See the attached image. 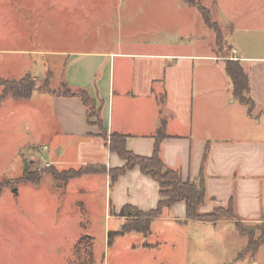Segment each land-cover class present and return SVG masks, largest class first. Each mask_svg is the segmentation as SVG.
Returning a JSON list of instances; mask_svg holds the SVG:
<instances>
[{
	"label": "crops",
	"instance_id": "1",
	"mask_svg": "<svg viewBox=\"0 0 264 264\" xmlns=\"http://www.w3.org/2000/svg\"><path fill=\"white\" fill-rule=\"evenodd\" d=\"M198 1L209 9L225 36L219 47L215 33L217 55L183 52L180 49L184 45L177 47L180 34L165 32L164 41L150 43L141 51L135 43L130 44L135 49L126 50L117 43L108 50L56 51L49 55L48 64L39 58L12 66L13 75H0V79L16 81L27 75L42 81L49 75L55 86L66 83L87 90L97 102L107 139L97 118L88 121L81 98L37 91L30 100L7 98L4 102L39 100L48 107L47 135L55 147L54 156L49 154L46 162L60 172L85 166H105L110 172L125 166L126 162L110 151L112 134L124 136L127 150L143 158L153 156L162 136L159 154L166 167L178 171L183 182H198L204 176L206 199L201 213L227 208L233 201L239 221L264 224V0ZM202 23L205 27L203 17ZM24 53L31 57L48 55L41 51ZM60 57L64 64H56ZM227 61L239 62L248 75L252 110L235 97ZM59 70L61 82L53 78ZM15 73L19 75L15 77ZM45 146L50 152L51 146ZM66 166L70 168H59ZM109 172L101 174L106 207L110 196V210L119 220H134L119 217L126 207L148 213L163 200L159 184L139 167L121 176L114 186ZM88 176L92 175L83 177ZM163 220L178 225L190 221L215 229L231 225L236 229L232 220H188L185 202L165 207L151 223Z\"/></svg>",
	"mask_w": 264,
	"mask_h": 264
},
{
	"label": "rangeland",
	"instance_id": "2",
	"mask_svg": "<svg viewBox=\"0 0 264 264\" xmlns=\"http://www.w3.org/2000/svg\"><path fill=\"white\" fill-rule=\"evenodd\" d=\"M165 32L180 34L177 47L184 45L183 52L218 54L215 32L183 0H0V75H13L12 66L39 58L48 64L56 51L108 50L117 43L124 50L135 43L141 51L164 41ZM25 51L48 55L24 56ZM62 58L56 64H64ZM55 75L61 82V70ZM49 113L39 100L9 99L0 107V264H86L83 239L94 264H264V246L248 251V237L231 225L119 220L110 196L106 207L101 174L66 187L45 176L39 184L18 182L25 160L28 171L41 172L47 156H54ZM45 143L50 152L43 150ZM246 226L260 236L259 224Z\"/></svg>",
	"mask_w": 264,
	"mask_h": 264
},
{
	"label": "trees",
	"instance_id": "3",
	"mask_svg": "<svg viewBox=\"0 0 264 264\" xmlns=\"http://www.w3.org/2000/svg\"><path fill=\"white\" fill-rule=\"evenodd\" d=\"M188 5L196 7L201 13L203 20L207 27L212 29L217 35L218 44L222 45V34L219 26L213 22L211 12L198 0H184ZM226 71L231 78L234 87L235 97L249 106L252 110L254 102L250 97L249 77L242 69L237 61H227ZM0 105L7 99L13 98L15 100H30L33 94L37 91L59 97H77L81 98L87 108V118L90 122L97 118L99 128L103 133V137L107 139V131L100 120V111L97 107V102L90 97L89 92L85 89H75L66 83L54 86L49 78H44L39 85L37 80L32 75H27L21 80H4L0 79ZM163 137H159L156 143L155 152L151 158H143L136 156L129 152L126 148L125 137L119 134H112L110 136V151L117 154L123 159L126 164L121 168H116L110 172L105 166H85L80 169H71L69 171L60 172L54 166L45 167L40 171H25L22 176L18 178V182L23 184H39L42 178L51 177L55 183L62 185L68 184L71 180L81 178L86 175L107 174L109 172L111 185L114 186L118 179L125 175L128 171L137 167L141 169L144 175L153 178L160 186V194L162 201L156 210L143 213L136 208L126 207L121 213L120 217L140 220L141 218L151 222L154 218L160 217L165 207H170L176 203L185 202L187 207V219L197 220L209 223H216L221 220H232L235 222V227L238 232L246 235L249 238V250L256 251L264 244V224H259L257 230L260 236H256L255 228L247 227L246 224L239 221L233 201L227 208H215L210 213H201L200 207L203 206L206 199V188L204 176L198 182H183L178 171L166 167L160 157V143ZM81 244H84L86 264H94V254L92 249L84 239Z\"/></svg>",
	"mask_w": 264,
	"mask_h": 264
},
{
	"label": "built area",
	"instance_id": "4",
	"mask_svg": "<svg viewBox=\"0 0 264 264\" xmlns=\"http://www.w3.org/2000/svg\"><path fill=\"white\" fill-rule=\"evenodd\" d=\"M43 150H44V151H47V150H48V147L45 146V147L43 148ZM45 165H46V167H51V166H53V164L50 163V162H46Z\"/></svg>",
	"mask_w": 264,
	"mask_h": 264
},
{
	"label": "water",
	"instance_id": "5",
	"mask_svg": "<svg viewBox=\"0 0 264 264\" xmlns=\"http://www.w3.org/2000/svg\"><path fill=\"white\" fill-rule=\"evenodd\" d=\"M29 169V163L27 160H25V171H28Z\"/></svg>",
	"mask_w": 264,
	"mask_h": 264
}]
</instances>
